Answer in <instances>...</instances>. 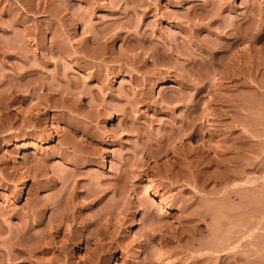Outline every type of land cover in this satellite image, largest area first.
<instances>
[{
    "label": "rangeland",
    "instance_id": "obj_1",
    "mask_svg": "<svg viewBox=\"0 0 264 264\" xmlns=\"http://www.w3.org/2000/svg\"><path fill=\"white\" fill-rule=\"evenodd\" d=\"M0 264H264V0H0Z\"/></svg>",
    "mask_w": 264,
    "mask_h": 264
},
{
    "label": "bare ground",
    "instance_id": "obj_2",
    "mask_svg": "<svg viewBox=\"0 0 264 264\" xmlns=\"http://www.w3.org/2000/svg\"><path fill=\"white\" fill-rule=\"evenodd\" d=\"M4 145H10V142H5ZM18 189H22V182H20V184L18 185ZM156 205L159 206L161 210H167L171 208L168 204H165V203L157 202ZM142 246L143 244L141 245V247Z\"/></svg>",
    "mask_w": 264,
    "mask_h": 264
}]
</instances>
